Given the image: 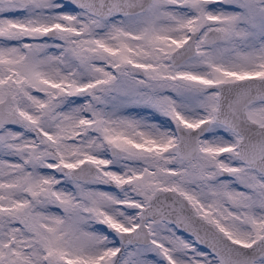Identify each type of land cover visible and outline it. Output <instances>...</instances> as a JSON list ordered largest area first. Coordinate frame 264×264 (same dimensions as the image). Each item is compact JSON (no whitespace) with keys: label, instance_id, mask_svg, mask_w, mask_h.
I'll return each mask as SVG.
<instances>
[{"label":"snow or ice","instance_id":"snow-or-ice-1","mask_svg":"<svg viewBox=\"0 0 264 264\" xmlns=\"http://www.w3.org/2000/svg\"><path fill=\"white\" fill-rule=\"evenodd\" d=\"M0 264H264V0H0Z\"/></svg>","mask_w":264,"mask_h":264}]
</instances>
